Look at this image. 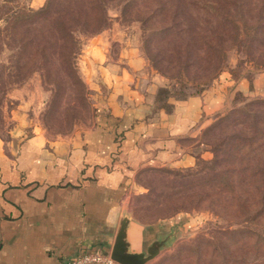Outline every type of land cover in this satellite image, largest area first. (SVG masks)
I'll use <instances>...</instances> for the list:
<instances>
[{
	"label": "rangeland",
	"instance_id": "rangeland-1",
	"mask_svg": "<svg viewBox=\"0 0 264 264\" xmlns=\"http://www.w3.org/2000/svg\"><path fill=\"white\" fill-rule=\"evenodd\" d=\"M253 1L262 8L264 23V0ZM159 2L0 0V145L3 150L34 131H41L52 139L92 124L95 90L79 68V56L89 37L108 28L112 30V46L124 42L135 48L141 57L142 75L158 78L161 84L157 87L169 89L168 99L182 91L204 88L223 74L243 77L253 87L252 79L264 72V27L261 33L255 29V18L246 17L244 12L235 13L238 25L220 38L221 43L216 41L217 52L214 50L209 58L204 54L201 36L204 32L209 34L213 18L208 23L203 14L199 15L204 12L198 13L192 4H187L188 24L181 12L176 16L184 30L163 34L159 28L162 23L152 13ZM165 2L170 8L180 3L179 0ZM48 3L47 15H30V9ZM95 9H100L96 19L93 18ZM57 17L70 18L73 25V34L79 43L75 64L83 85L72 79L59 55L61 47L54 26ZM259 33H263L262 37ZM101 90L105 92L106 88ZM236 93L230 106L216 113L207 126L187 139L196 148L192 164L141 166L135 172V186L124 198L125 209L142 233L140 247L146 250L151 241L169 234L165 246L145 264H264L261 241L245 240L236 244L228 231L239 225L241 211L236 210L239 201L254 199V193L264 189V143L247 151L237 150L241 155L228 159L226 164L236 167L234 191L224 188L225 178L222 182L208 180L209 175L221 173L220 168L224 166L216 162L224 156L223 148L219 147H225L237 130L249 131L240 120L229 122L238 115L233 111L254 99L264 98L260 92ZM227 113L230 117L225 116ZM248 217L247 224L263 229L264 216L256 223ZM200 235L210 237L221 249L215 248L214 242L199 241ZM187 242L199 243L200 251L171 257ZM102 253L109 256L110 251ZM105 264L120 263L112 260Z\"/></svg>",
	"mask_w": 264,
	"mask_h": 264
},
{
	"label": "crops",
	"instance_id": "crops-1",
	"mask_svg": "<svg viewBox=\"0 0 264 264\" xmlns=\"http://www.w3.org/2000/svg\"><path fill=\"white\" fill-rule=\"evenodd\" d=\"M112 36L108 28L89 37L79 56L95 90L90 126L52 139L34 131L10 149L0 145V264H62L84 251L109 252L135 172L192 164L189 137L236 92L264 95V72L252 88L223 74L200 93L169 99L170 110H153L161 82L143 76L135 48L113 47Z\"/></svg>",
	"mask_w": 264,
	"mask_h": 264
},
{
	"label": "trees",
	"instance_id": "trees-1",
	"mask_svg": "<svg viewBox=\"0 0 264 264\" xmlns=\"http://www.w3.org/2000/svg\"><path fill=\"white\" fill-rule=\"evenodd\" d=\"M179 1L180 3L175 4L170 8L166 3L168 1L165 2V0H160L156 8L152 10L154 16L157 17L158 21L162 23L159 27L160 31L163 34H168L177 29L181 33L184 30V27L181 25V21L176 16L179 12H181V15H183L182 19L187 23V18L189 17V7L187 4H192L198 13L204 12L200 13L199 15L203 14V19L208 21V23L210 21V17L214 20V24L209 25V34L204 32L201 36L204 42V54L207 57L209 56V58H212L211 54L214 50L217 52V49L215 48L216 41L220 42V38H223L224 35H228L233 27L238 25L235 13L242 14L244 12L246 13V17L255 18L253 27L259 30L260 33L262 27H264V23L261 18L263 12L262 8L255 5L253 0H188L187 3H183L182 0ZM49 7L50 3L38 9H30L29 12L31 13V16H44L49 13ZM92 9V12H94V7H92ZM99 10L100 9H95L93 18H99ZM86 16L89 17L86 14L85 20H87ZM54 26L57 29V43H60L61 48L59 55L62 59V62L64 63L67 72L69 75H71L72 79L79 85H83V81L78 75L75 64V58L79 50V43L73 34L74 29L72 27V23L70 22V18L57 17ZM260 33L258 36L262 37L263 33ZM188 34L193 33L190 32ZM208 63L213 64L211 61H208ZM206 87L198 88L195 91H182L180 94L176 93L175 99H184L190 95L200 93ZM168 96H170V93L167 87L162 85L157 87L154 95L153 110L159 108L170 110L173 104L169 101ZM233 112L238 115L236 117H232L229 122L232 120H240L239 123L245 125L249 131L247 132L243 130H237L234 134H231L225 147H219L223 148L224 156L220 159V161L217 159L216 162L221 163V165L223 163L224 166L223 168H220L221 173H214L208 176V180L212 181L213 179H219V181L222 182L223 178H225L227 183L224 184V188H229L231 191L235 190L233 172L235 171L236 167L233 165H227L226 163H228V159L234 155H241L240 153L236 152L237 150L247 151L254 148L257 144L264 143V98L259 97L254 99L248 102L244 107L238 108ZM229 114L231 116L234 115L232 111L229 112ZM229 114L227 113L225 116L228 115L227 117H230ZM253 198L254 199L249 201L246 200V202L240 200V203L237 204L236 210L241 211L238 213L240 216L237 221L239 225L238 227L228 229L230 238L236 244H239L245 240H253V242L261 241V244H264V224L263 229L261 230L256 227H252V224H247V222H245V220H247L246 216H249V221L253 223H256L261 219L262 216H264V189H262V191H256V193L253 195ZM242 209H244L246 215ZM205 236L206 235H200L199 241L203 240L210 243L214 242L210 239V237ZM214 245L215 248L219 250L221 249V247L215 242ZM196 250L200 251L199 243L187 242L179 246L176 251L171 254V257H180L184 253L192 254V252Z\"/></svg>",
	"mask_w": 264,
	"mask_h": 264
},
{
	"label": "water",
	"instance_id": "water-1",
	"mask_svg": "<svg viewBox=\"0 0 264 264\" xmlns=\"http://www.w3.org/2000/svg\"><path fill=\"white\" fill-rule=\"evenodd\" d=\"M169 234L164 238L154 239L146 250L140 247L142 233L129 211L122 209L119 216L109 258L120 264H145L165 246Z\"/></svg>",
	"mask_w": 264,
	"mask_h": 264
},
{
	"label": "built area",
	"instance_id": "built-area-1",
	"mask_svg": "<svg viewBox=\"0 0 264 264\" xmlns=\"http://www.w3.org/2000/svg\"><path fill=\"white\" fill-rule=\"evenodd\" d=\"M112 260L109 256L103 254L100 250H90L84 251L74 257L69 258L64 261L62 264H82L86 262H104L110 263Z\"/></svg>",
	"mask_w": 264,
	"mask_h": 264
}]
</instances>
